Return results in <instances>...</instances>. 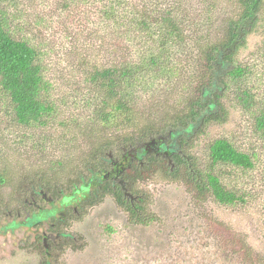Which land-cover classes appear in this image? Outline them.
Segmentation results:
<instances>
[{"label":"rangeland","instance_id":"obj_1","mask_svg":"<svg viewBox=\"0 0 264 264\" xmlns=\"http://www.w3.org/2000/svg\"><path fill=\"white\" fill-rule=\"evenodd\" d=\"M56 1L0 0V17L7 20L11 34L18 39L27 38L41 53L45 82L42 95L54 111L47 127L20 126L0 93V169L4 168L13 180L11 186L0 187V201L7 206L6 210L0 207V264H264V135L256 128L254 113L248 115L237 105V82L230 84L220 100L228 112L227 121L209 123L187 147L186 154L202 172L212 173L225 187L246 199L245 204L226 207L208 195L199 197L191 185L181 178H167L155 164L141 179L135 181L131 177L133 190L146 197V212L153 216L152 220L146 225L130 223L128 213L111 196H104L93 206H83L77 217L67 216L69 223L59 230L68 234L69 239L56 246L61 249L51 247L46 258L41 241L33 239L36 233L23 225L22 212L28 208L24 199L28 201L31 197L21 181L28 182V176L32 181L40 180L38 185H45L44 191L49 196L57 192L69 196L66 182L81 172L78 166L84 163L86 154L101 142L111 144L112 154L117 157V144L131 131L102 128L106 131L102 132L92 124L97 101L88 80L91 65L108 66L114 64L115 58L118 62L127 59L126 38H115L116 32L101 28L97 12L101 5L96 0L94 3L89 0L88 7L93 8L88 16L89 23H93L89 30L80 19H75L76 22L70 14L68 17L67 9L63 13L55 12ZM75 1L88 9L85 0ZM164 1L180 2L182 8L185 4L193 11L200 7V0ZM220 6L219 14L212 18L214 24L224 15L228 4L222 1ZM258 18L263 23L238 53L236 65L246 69L245 88L256 94V101L264 107V49L261 47L264 12ZM97 27L101 34L96 31ZM123 28L124 32L128 31L127 27ZM215 29L212 26L203 31L214 38L219 34ZM131 54L128 61L139 59L138 53L131 51ZM80 62L86 64L85 68H81ZM179 76L166 75L161 82L163 87L154 86L148 97H141L138 107L149 116H141L143 120L133 130L150 128L159 132L168 123V110L186 107L188 98L194 95V87L200 83L199 75L186 72ZM166 95L167 100L159 108V99ZM90 129L98 130V137L104 140L89 136ZM66 135L74 138L72 144L58 147L49 143L56 136ZM216 139H225L235 149L250 154L253 169L241 170L224 164L210 166L208 148ZM17 187L22 191L17 193ZM41 205L46 207L45 203ZM47 208L53 210L52 206ZM56 210L53 217L59 214L61 217L62 209ZM17 212L21 213L20 219L14 218ZM48 226L49 223L44 229Z\"/></svg>","mask_w":264,"mask_h":264},{"label":"trees","instance_id":"obj_2","mask_svg":"<svg viewBox=\"0 0 264 264\" xmlns=\"http://www.w3.org/2000/svg\"><path fill=\"white\" fill-rule=\"evenodd\" d=\"M92 1L94 3V0ZM222 1L228 4L227 10L224 15L221 14L217 24H214L212 18L219 14ZM76 2L58 0L55 12L63 13V9H67L68 17L70 14L74 20L80 19L87 30L90 25L93 26V23H89L93 8L88 7L89 0H85L88 9ZM95 3L101 5L97 11L101 28L108 27L110 31L116 32L115 38H126L127 59L118 62L115 58L114 64L89 67L91 72L88 74V80L97 101L92 111V124L102 132H106L102 128L131 130L122 136L121 143L117 144L118 153L123 149L128 151L144 145L151 140L158 142L161 138H169V152H174L175 155L174 168L167 166L164 159H148L144 169L136 165L132 170L123 172L120 177L122 186L120 183H109L103 180V175L107 174L109 169L102 173L103 175L97 171L100 166L109 162V155L113 156L109 146L111 144L103 145L98 142L95 149L86 154L84 163L78 166L81 172L66 182L71 193L68 197L76 200V197L81 196L86 206H93L104 196H111L115 204L128 213L130 223L146 225L153 216L146 212V197L133 190L131 177L135 181L141 179L143 174L150 173L156 164L162 173L164 172V176L167 175V178L172 180L183 179L194 188L199 197L208 195L226 207L245 204L246 199L244 201L235 190L225 187L218 177L202 172L195 160L186 154V149L209 123L221 124L227 121L228 112L221 106L220 100L223 92L229 90L230 84L233 86L236 82L237 105L245 113L248 112V115L254 113L256 128L264 135V107L256 101L258 96L245 88L246 69L236 65L238 53L246 47L248 39L255 35L263 23L258 15L264 12V0H200L197 11L185 7V4L182 8L180 2L167 3L164 0H145L142 4L127 0H96ZM212 26L219 32L216 38L203 31L204 28L210 29ZM123 27H127L128 31L124 32ZM8 28L7 20L0 17V93L5 96L4 100L16 124L33 128L47 127L48 121L54 117V111L42 95L45 82L42 76L41 53L27 38H16ZM96 31L101 34L99 27ZM261 47L264 49V44H261ZM128 49L138 53L139 59L128 61L132 56ZM80 65L81 68L86 66L81 62ZM186 72L197 73L200 82L194 87V95L188 98L186 107L168 110V125L163 126L159 132L150 128L143 131L133 130L143 120L141 116H149L138 107L141 97L147 96L154 86L163 87L161 82L166 75L170 78H180L179 75ZM164 92L165 90L162 93ZM167 97L168 95L159 99V108ZM88 135L104 140L98 137V130L90 129ZM73 141V137L66 135L63 138L56 136L49 143L65 147ZM208 158L210 166L224 164L241 170L254 167L250 154L235 149L225 139H216L210 144ZM26 179L28 182L22 180L21 183L28 187L29 197L36 196L40 190H47L45 185H38L40 180L32 181L28 176ZM12 181L4 168H1L0 187L11 186ZM16 189L17 193L22 191L21 188ZM125 191L136 198L135 202H129L125 198ZM26 200L27 198L24 202ZM0 207L7 209L2 201ZM68 215L75 216L72 210ZM71 243L75 244L74 241ZM65 245L67 246V243ZM52 248L55 250L62 247Z\"/></svg>","mask_w":264,"mask_h":264},{"label":"flooded vegetation","instance_id":"obj_3","mask_svg":"<svg viewBox=\"0 0 264 264\" xmlns=\"http://www.w3.org/2000/svg\"><path fill=\"white\" fill-rule=\"evenodd\" d=\"M161 139V141L158 140L156 147H146L144 144L131 148L128 151L123 149L119 152L117 157L109 155V162L104 164L106 167L100 166L97 173L102 174L107 172L106 170L109 169L107 174H102L104 177L103 180L120 185L119 183L122 182L120 181V177L123 176L124 171L132 170L136 165H138L140 169H144L147 166L148 159H164L166 160L165 162L167 166L174 168L173 162L175 155L174 152H169V138ZM169 158L171 159L169 160ZM125 196L129 202H135L136 200L133 196ZM81 202H83L82 197L81 199L79 198L73 200L71 197L65 195L62 196V192H58L55 196H49L46 192L41 190L36 196H32L28 201L26 200L25 204L28 208L26 210H23L22 208V213H24L23 225H26L28 229H31L34 233H36V235H33V239L41 241L43 248L46 250V258L50 255L49 250L51 247H56L61 244L62 241L69 239V235L61 232L59 229L61 226H67V223H69L68 217L71 219V216L68 215L70 210L74 212L75 217L79 215V210H81L83 206H86V202ZM41 203H45L46 207L42 206ZM50 206L53 207V210L49 211L47 207ZM59 208L63 211L61 212L63 217H60V214L58 217H53V215L57 212L56 209ZM14 218L20 219L21 213L17 212ZM47 223H49V226L44 229Z\"/></svg>","mask_w":264,"mask_h":264},{"label":"water","instance_id":"obj_4","mask_svg":"<svg viewBox=\"0 0 264 264\" xmlns=\"http://www.w3.org/2000/svg\"><path fill=\"white\" fill-rule=\"evenodd\" d=\"M160 140V139H159ZM157 143L155 140H151L147 143H145L146 147H156L157 146ZM165 154H166V151H165ZM121 186H122V183H120ZM125 195H129L126 191H125Z\"/></svg>","mask_w":264,"mask_h":264}]
</instances>
